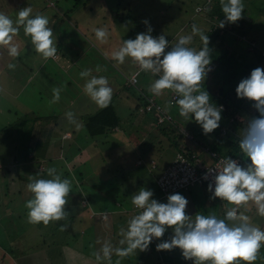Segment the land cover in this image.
<instances>
[{"label": "rangeland", "instance_id": "374dc122", "mask_svg": "<svg viewBox=\"0 0 264 264\" xmlns=\"http://www.w3.org/2000/svg\"><path fill=\"white\" fill-rule=\"evenodd\" d=\"M116 1L117 0H91L89 4L87 3V7L78 3L77 1L79 7L76 10L73 9L74 6H76L74 2L71 3L69 0H67L65 9L70 8L71 10H74L72 13L73 15H70L68 18L57 8L54 10V13L56 15L58 14V18L55 19L54 17V19H52V22L55 23L54 28L62 29L61 36L63 39L66 38L63 43L66 44L71 42V36L69 34L70 31H74L82 35L78 38L81 44L84 45V50H79L80 55L76 57V59H83L82 69H90L91 75L104 76L108 79L109 87L112 88V98L110 102H114L118 110L124 111L122 114V121L125 122L127 127L126 130L124 128L125 131L123 132L119 131V127L114 129V133L115 131L120 132L118 134L115 133L116 140H113L111 135L108 137V141H106L104 144L98 143V145L95 147L91 146L90 144H85V148H82V151L77 153V146L82 142L81 138L84 134V130L82 127H80L78 130L75 127V145L70 142L71 148L65 147V149L62 150V155L58 156V153H56L62 140L63 130L74 126L69 123L65 114L69 111L74 113L75 119L78 120L82 125L83 112L96 111L99 108V106L93 102L91 98L87 100L82 94L83 86L86 80L80 77V72H78L80 69L78 65H76V59L75 65L77 68L74 67V69L79 76L78 78H74V74H72L70 71H68L66 74H61V82L60 80L56 81L54 74H52L54 81H49V84L46 85V80H42L41 77L39 80L36 78V83L32 85L34 91L29 90L27 87V90L19 93V82H16L15 80H17V76L23 77L24 68L22 63H25L23 58L31 53V49L33 47L31 45H27L26 43L20 44V42L23 41L20 40L16 41L18 44H20V58L18 56L17 59H19V61L22 63L11 61L8 64H15V68L2 72L3 74H9L14 77L15 80H7L5 81V84L6 86L10 87L11 91H13V96H17L13 99V97L9 94L3 92L1 94L0 92V126L11 123L18 117L24 118L23 115L25 114L31 116L29 117L30 119H28L30 123V120L34 119V113L37 112L43 117L42 119L39 118L40 120L38 121L37 125L39 130L44 135V137L42 136L41 138V142L39 143L40 146L38 148L41 150V147H43V144L41 143L45 142L46 139H49L54 144L50 151L52 152V150H55V153L57 154H55L56 157L50 161L49 164L45 160H42L40 164L37 165L35 160L32 162L33 168L24 170L23 168L25 167V161L18 153H15V157L13 158L12 151H19L25 148L28 149L29 146L27 145L29 144L26 142L27 140H25L27 137L24 135H16V137H13L11 136L13 131L10 129L0 130V244L5 246V244L8 242H10V244L17 242L18 244H12L13 247H16L17 251L20 249L26 251L25 254L32 256L34 259H38L41 264L61 263L50 262L46 255L37 251V245L42 243V240L44 239L43 236L45 239L53 241V243L59 246L63 244L61 246V248H63L67 244L77 243L73 240L76 236L80 243H85L89 239L88 237L90 235H94L97 239H93V242L92 240L87 241L86 243L89 245L92 242L90 247H94L96 245L94 248L95 253L102 247L103 242L106 240L110 241L114 247L120 246L119 242H117L113 236V228L121 226L122 224L118 223L120 220L123 219L128 221L133 216V214L138 213L139 210L133 206V210L127 209L126 211L125 208H127V203H125L124 208H121V210H112L114 207L113 200L120 196V193L117 192L118 186L120 187L122 185L121 189L126 192L125 195H127V192L129 195H132V191L137 193L141 188L151 190L153 192L152 199L157 201L162 200L159 201L161 203L167 202L168 196L160 197L155 184V178L160 172V161L158 162L159 165L157 164L156 169L152 170V174L143 170V175H136V170L134 167L139 170L141 167L145 166L137 165V162L135 163L137 158L135 152H127V148H129L127 147V140L132 138L133 141H138L137 145H142L144 140L141 139L143 136H141L139 133L145 131V133L147 135L149 134L152 138L149 139V141H146L147 145H152L146 154L150 155V157H153L157 154L158 157H161L160 160L162 163L165 164L171 161L172 156L175 155V151L174 148H172L170 141L167 140V138H164L162 134H158L157 132L153 133L154 131H150L149 127H146L142 121L138 119L136 113L134 114L130 111L133 110L135 102L142 101L144 103L148 99L153 98L166 105L173 92L171 90H165L162 95L154 96L149 92L148 89L150 84L158 78L157 76H154L150 72L139 71L138 66L131 60V58H126L123 64L118 63L112 58V53L119 48L122 40H127V26H124L123 24V22H127V20H121L120 17L116 19L115 16L112 15L111 11L115 7V9L119 10L120 13L127 14L128 9L130 12H132V14H134L135 22L141 23L145 25V27L151 26V35L153 37H159L158 35L160 31L162 32V27L164 28L167 35H177L178 33V35H180V33L183 35H191L193 25H188V20L190 18L193 21H196V24L194 25H196L205 35H208V31L210 27L214 25L213 22L215 21L210 19L209 16H200L199 13H196V10L200 11L198 8L199 6L196 4L198 0H122L119 8H117L116 4H114ZM256 1L257 3L260 2V0ZM247 3L248 0H243V4ZM48 4H50V2ZM53 4L54 1L52 0L51 7H55ZM122 6L125 10H121ZM195 7L196 9H194ZM248 15L249 22L254 27L252 28L253 33L260 38V43L257 44V47L264 51V14L263 12H259L257 9L249 6ZM145 20L148 21L147 25L143 23ZM75 21L78 22L77 29L74 27ZM182 22L186 23L184 24L183 28H179V24ZM97 28L107 29V42L102 43L96 38L94 31ZM241 38V36L238 37L239 40ZM211 40L213 41V39ZM29 42H31V40ZM75 42L76 39L74 38V41L68 45L75 47L77 46L74 44ZM175 43L176 41H172L171 45L169 46H172ZM209 43L214 46L216 44L215 42ZM201 45L202 42L197 35L193 37L192 44L189 46L199 50ZM165 51L167 52L166 49ZM1 59H3V57H1ZM33 66L39 67V70L41 67H44V65ZM98 66L101 69L99 72L96 71ZM259 67L264 68V64L259 65ZM50 68L53 71V67ZM134 71H139L140 75H138L136 85L133 87H128L125 80ZM210 72L211 71L207 73L204 81L201 83H205V91L209 93L210 99H212L211 102L219 107L222 106V104L218 102L221 98L222 92L219 90V85L210 77ZM37 75H39V72L35 73V76ZM37 83H40L41 85H38ZM53 87L61 88L60 99L56 103H51L53 99ZM75 96L76 98H74ZM19 100L26 107L20 108ZM73 101L75 102V105L72 106L71 103ZM233 106L234 107H231V110L234 112L230 113L231 115L229 116V118H233V120H231L232 122L229 124L228 129H230L233 134L239 137L243 131V126L247 119L257 116L258 113L254 109L253 104L247 101H243L239 107H236L235 105ZM168 110L173 115V118L177 119L182 131L185 132V138H183V140H185L184 146L187 145L190 148H195L197 153L196 155L202 161H204V163H210V160L208 159L205 152V148L207 147H202V145H200L197 140L196 143L191 142L193 140V138L190 136L192 127L203 131L200 125L195 122L194 117L190 120L181 117L179 115V108L176 102L175 105L170 107ZM47 115L50 117L44 118ZM51 116L57 118L56 122L61 128H58L55 131L46 130L47 125L50 126V124H45V121L49 122L50 120L48 119H50ZM128 118L131 119L135 125L132 127L128 126ZM147 120L149 121L150 119L146 118L145 121ZM35 123L33 128L36 127ZM31 125L32 122L30 127ZM30 127L28 129V134L32 136L35 128L32 130ZM5 131L7 133H5ZM16 132H19V130ZM6 134H10L8 135V137H10L5 142L4 138ZM204 136L206 137V144L203 143L205 145L214 143L217 137L215 130L209 134L204 133ZM64 137H66V135H64ZM187 138L191 140L189 141ZM115 144L120 146V150L109 152V150L112 148V145ZM128 144L131 147V143ZM33 154L34 151L32 149L29 150L28 156H32ZM120 162L122 166L118 167L117 164ZM134 163L135 166L133 165ZM242 163L243 166L246 164L244 162ZM146 164L149 165V163ZM53 167H55L57 174L61 175L62 178H67L72 181L71 192L66 197L68 202L65 205V210L68 214L65 219L67 221L65 220V222H63L64 219L60 221H51L49 222L48 227L40 225L41 229L36 226L35 228L30 227L26 229L27 226H31V224L28 222V209L25 207L26 202L32 198V194L27 190L29 176H32L33 173L36 172V174L33 175L36 178L48 179L50 177L47 175V170ZM118 168H120V171L130 170L132 173L129 174L127 171L126 173H122V175H117L121 174L116 172ZM145 169L147 168L145 167ZM78 170L82 173L80 178L77 176V172H79ZM65 173L67 174L64 175ZM79 190L82 191V200L80 199L81 204L78 203V198H76V195L78 194L77 191ZM190 192L192 198H194L192 201L188 199V194L178 192L188 200L186 213L189 216H195L197 214L194 213L192 209L198 208L201 205H210L215 200L211 199L212 193L208 192V185L206 183L193 185L190 188ZM86 193L88 195L90 194L94 199H103L101 200L103 202L102 209H107L108 211L106 210V212L101 213L97 210L100 208L96 209L94 206L92 208V206L89 204ZM80 205L83 206L82 210H76L75 207ZM85 206L89 207V209H87ZM241 210L244 211L245 209L242 208ZM198 213L201 212L199 211ZM119 214L121 215L120 218H118ZM203 214H212V212L203 211ZM245 214L250 217L253 224L264 229V217H260L257 214L254 205H248ZM72 216L75 217L73 223L69 221L72 220ZM73 226H76L77 228L75 229ZM56 227L59 228V230H56ZM62 227L63 229L66 228V231H61ZM77 230L82 231L79 233ZM169 231L170 228L166 232ZM171 231L168 234L165 233L164 236L161 237L162 241L171 237L173 234ZM120 239H122V237ZM97 241L99 244H96ZM30 245L32 248L35 246L36 248L32 249ZM58 249L60 248H55V250ZM154 251L157 253L163 252L166 260L171 257L173 258L172 260L183 258L182 252L179 248L173 249L171 251ZM139 252L140 251L137 250L130 255L137 256L139 255ZM143 253L144 255L148 254V259L145 260V262L143 261V264H155L153 249L148 248L147 250L143 251ZM116 257L114 260L112 259L111 264H116L118 259L120 260V264H127V262H125L122 258ZM138 261L136 264H139ZM191 263H193V261ZM99 264H108V262L101 261ZM161 264L165 263L162 262Z\"/></svg>", "mask_w": 264, "mask_h": 264}, {"label": "clouds", "instance_id": "9594fccd", "mask_svg": "<svg viewBox=\"0 0 264 264\" xmlns=\"http://www.w3.org/2000/svg\"><path fill=\"white\" fill-rule=\"evenodd\" d=\"M220 5L225 20L219 22V28L242 17L243 0H220ZM143 23L147 25L148 21ZM48 25V18L41 14L32 16L30 7L19 10L15 21L0 12V47H6L10 57H18L20 51L14 37L22 26L35 51L45 59L54 58L57 47L53 29ZM151 33L152 28L148 27L146 33L137 34L135 39L122 40L112 58L120 64L131 58L139 71L157 76L150 84L149 92L160 96L165 90H171L177 97L179 115L188 120L194 117L205 134L212 133L219 127L223 108L210 102L209 93L201 88V82L211 70L209 36L193 25L191 35H181L174 45L169 46L165 35L153 37ZM197 35L203 44L199 50L189 46ZM95 36L100 42H107L108 31L97 28ZM166 48L170 50L166 52ZM8 68L14 69L15 64H8ZM96 71H101L99 66ZM139 71L128 77L138 78ZM80 77L86 80L83 86L85 94L99 107L106 108L112 98L108 79L91 75L90 69L82 71ZM52 91L51 103H56L60 99L61 88L53 87ZM236 95L253 102L258 113L247 119L239 136L240 153L249 163L241 166L237 160L224 157L214 167L208 168L203 177L205 180L211 177L208 184L211 199L225 202L224 218L214 213L189 216L186 214L188 200L181 194L169 195L167 203H161L152 199L151 190L141 188L131 197V203L139 211L127 221L126 228L120 229V246L114 247L110 241H104L94 253L98 264L101 261L111 264L113 255L124 258L137 250H147L152 241L163 237L169 228L173 234L156 245L157 251L179 248L183 258L193 261V264H253L257 260V254L264 245V229L253 224L245 212L251 204L257 214L264 217V68L257 67L249 77L242 79ZM65 115L77 130L82 127L74 113L69 111ZM47 175L50 178L29 176L27 190L32 198L25 204L29 223L47 225L51 221L65 219L68 214L65 205L72 181L62 178L55 168H49ZM116 264H120L119 259Z\"/></svg>", "mask_w": 264, "mask_h": 264}, {"label": "trees", "instance_id": "16d2710c", "mask_svg": "<svg viewBox=\"0 0 264 264\" xmlns=\"http://www.w3.org/2000/svg\"><path fill=\"white\" fill-rule=\"evenodd\" d=\"M49 1H52V0H49ZM69 1L71 3L74 2V4L76 6H74L73 9H76V10L79 7L78 3L83 4L84 6L87 7V3L89 4V2H91V0H87L88 2L85 0H69ZM77 1H78V3H77ZM57 2L58 3H55L56 4L55 6H57V8L60 11H62V13L66 17L69 18L70 15H73L72 13L74 12V10H71L70 8L65 9V4H66L67 0H60V1L58 0ZM121 2H122V0H117L114 4H116L117 8H119V5L121 4ZM196 4H197V6L202 7V10H200L199 12L196 11V13H199L200 16H209L210 19H213L215 21V22H213L214 25H212L208 31L209 42H212V43L215 42L216 43L215 46L211 45L210 43L208 45V47L210 49L211 59H212V62L209 65V68L211 69L210 70L211 71L210 77L213 80H215V82L219 85V90H221V92H222L221 98L218 102L220 104H222L223 111L221 113L222 118H221V121L219 122V127L215 130L217 137H216V140L214 143L209 144V145H205L206 144L205 143L206 142V140H205L206 135L204 136L203 131L198 130L194 127L191 128L192 132L190 133L191 134L190 136H191V138H193V140L191 142L196 143V140H197L198 143L200 145H202V147L209 148L210 151L216 153L219 156L239 158L242 160V162L249 163V161H247L246 158H244L240 153L239 137H237L235 134H233V132L230 129H228V126H229V124H231V122H232L231 120H233V118H229V116L231 115L230 113L234 112L231 110V107H234L233 105H235L236 107H239V105L243 101H247V102L253 104V102H251L247 99L238 98L236 95V88H237L238 84L241 82V79L249 77L250 73L253 69L257 68V66L259 67V65H261V64H264V51H262L259 47H257V44L260 43V38L256 34L253 33L252 28H254V27L249 22V15H248L249 6L257 9L259 12L260 11L263 12V14H264V0H260L259 3H257L256 0H248V3L244 4V10L242 13V17L238 21H236L235 23H225V26L223 28L218 27L219 22L225 20V17L222 13V10H221L220 0H198ZM196 7L194 9H196ZM121 8H122L121 10L124 9L123 6ZM127 12H128L127 14L120 13L119 10L115 9V7L111 11L112 15L115 16L116 19H118V17H120L121 20H124V21L127 20V22L122 21L124 26H127V40L128 39H135L136 35L139 33H146L148 27H151V26L145 27V25L138 23V22H135L134 21V14H132V12H130L128 9H127ZM192 13H193V10H192ZM213 17L214 18L216 17V18L214 19ZM261 21H262V19H261ZM76 22L77 21L74 22V24H75L74 27L77 26ZM185 23L186 22L180 23L179 28H183ZM194 24H196V21H193L190 18L188 20V25L192 26ZM160 25H164V24H160ZM69 34L71 36V40H74V38L76 39V42L74 44H76L77 46L80 47V40L78 37H81L82 35L74 32V31H72V32L70 31ZM178 34L177 35H174V34L167 35L165 33L164 28L162 27V32L160 31L158 36L165 35L166 39L169 41V45H171L172 41L177 42L178 37L183 35L182 33H180V35H178ZM240 36L242 38L239 40L238 37H240ZM211 39H213V41ZM202 46H203V44L201 45V47ZM83 50H84V47H83ZM166 50L168 51V50H170V48H166ZM58 51L60 54L59 60H57L55 62L53 60H49L46 63L49 65L52 63L53 68L58 66L59 64L61 66V64H67L68 63V65L64 66V70H68V71L75 70L74 67L77 68V66L73 63V58L71 55H74L76 57H77V55L69 53L68 50L66 49V47H64L62 45L59 46ZM79 55L80 54H78V56ZM69 64L72 66H70ZM60 69H61V67H60ZM82 71H84V69L78 70V72H80V73ZM70 72H72V71H70ZM50 76H52V74H50ZM74 77L78 78L79 76L74 74ZM83 79L85 80V78H83ZM59 80H60V77H59ZM125 82H126V80H125ZM126 85L128 87H133V86L128 85L127 82H126ZM205 87H206L205 83H201V88L206 90ZM82 94L87 100L90 98L87 94H85L84 91L82 92ZM74 98H76V96ZM139 100H141V99H139ZM211 101H212V99H210V102ZM147 102H148V100L145 101L144 103H147ZM144 103L142 101L135 102L133 110L130 112H132L134 114L136 113L139 120L140 119L144 120L143 121L144 125L146 127H149L150 130L154 129L155 131L162 134L164 136V138H167V140H169L170 143L172 144V148H174L175 154L177 152H182L188 159H190L191 155L197 154L195 151L196 150L195 148H190L187 145L184 146L185 140H183V138H185V132H183L182 129L180 128V125L178 124L177 119H174L173 121L166 120V122L164 121L162 123H158V122H156L157 113L155 112V109L145 110L144 109ZM219 103H217V104H219ZM71 104L73 106V105H75V102L73 101ZM123 113H124V111L118 110V108L114 104V102H110L106 108L99 107L96 111H85V112H83V114H82V129L84 130V134L82 135V138H81L82 142L79 143L77 146V150H76L77 153H80L82 151V148H85V146H84L85 144H90L93 147L98 145V143L104 144L106 141H108V137L111 135L113 137V140H116L115 133L118 134L119 132L115 131V133H114V129L119 127L120 132L124 131V128H125V130L127 129L125 122L122 121L123 120L122 119ZM34 114H35L34 119L30 120L32 122L31 127H30L31 122L29 123V121H28V119H30L29 117H31V116L28 114L23 115L24 118L18 117L17 119H15V121L8 123L6 125L0 126V130H3V129L9 130L10 129L11 131H13L11 134V136H13V137H16V135H22V136L24 135L27 137L25 140H27L26 142L29 144V145H27V146H29L28 149L25 148V149L19 150V151H12L13 158L15 157V153H18L21 156V158L25 161V163H24L25 167L23 168L24 170H29V169L33 168L32 162L35 160H36L35 163H37V165H39L42 160H45L49 164L50 161H52L56 157V155H57L56 153H58V156H59V155H62V150L65 149V147L71 148L70 142H72V144L75 145L76 130H75V127L74 128L71 127L70 129H72V128L74 129V130H72V132H73L72 137L70 139H68L66 142L61 141L59 148H58V151L56 153H55V150H52V152L50 151L52 149V147L54 146V144L49 139H46L47 141L45 140V142L41 143V144H43L42 145L43 147H41V150H40L38 148L40 146L39 143L41 142V138H42V136L44 137V135L39 130V127L37 124H38V121L40 119H42L43 117H42V115L38 114L37 112ZM49 117L50 116L47 115L44 118H49ZM55 118L56 117L51 116V118L48 120L53 122L55 120ZM146 118H149L150 120L145 121ZM34 123L36 124V127H34L35 130L33 132V135L31 136L28 134V129L30 127L33 130L34 129L33 128ZM127 124L130 127L135 125V124H133V122L129 118L127 119ZM17 130H19V132H16ZM5 133H7V132L5 131ZM143 134H146L145 131H143ZM8 135H10V134H6L5 138L4 137H1V138H4V141L6 142L10 137V136L8 137ZM68 142H69V144H68ZM203 143H205V144H203ZM117 145L118 144L112 145V148H111V150H109V152L120 150V146L119 145L117 146ZM34 147H35V149H34ZM127 147H129V148H127V152H129V150H131V147L130 146H127ZM36 148H38V149H36ZM31 149L34 151V154L32 156H28L29 150H31ZM132 151L137 153L135 151V149ZM60 158H62V157H60ZM141 162L142 161L139 160L137 162V165H140V166L144 165V164H141ZM117 166L121 167L122 166L121 162L119 164H117ZM53 168H55V167H53ZM134 168L136 170L135 173L138 176L141 174L143 175V172H142L143 170L148 171L147 169H145V167H141V169H139V170L136 167H134ZM119 169L120 168H118L116 170V172H119L121 174H117V175H122V173H126L127 171L129 172V174L132 173L130 170L120 171ZM66 171L69 172L68 170H66ZM148 172H150L152 174V171H148ZM34 174H36V172H34L33 175ZM66 174L67 173H65L64 175H66ZM80 175H82V173L80 171L77 172V176L79 178L81 177ZM21 176H24V175H21ZM121 186L120 187L118 186L117 192L120 193V196L117 199L113 200V206L114 207L112 210L113 211H117L119 209L121 210V208H124L125 203H127V208H125L126 211H127V209L133 210L134 205L131 203V197L135 193H132V195L131 194L129 195L127 192V195H125L126 192H124L121 189ZM201 186H204V185H201ZM142 187H143V184H142ZM188 190H190V188ZM158 192H159V196L162 197V194L160 193L159 190H158ZM178 192H186V191L181 190V191H177L173 194H176ZM77 193L78 194L76 195V198H78V203L81 204L82 191L79 190V191H77ZM87 198H88L89 204H90V206H92V208L94 206L96 209L100 208L97 210L100 211L101 213L106 212L107 209H102L103 202L101 200H103V199H101V200L94 199V198H92V196L90 194L89 195L87 194ZM193 200H194V198H193ZM159 201H162V200H158V202ZM215 201H218V203H220L219 204L220 209L219 208L217 209V211H218L217 216L219 218H224L225 202L219 200L218 198L215 199ZM165 203H167V202H165ZM207 206H209V205H207ZM205 207L206 206L201 205L200 207L195 208V209L197 210V212L200 211L202 213L204 211ZM82 208H83V206H81V205L75 207V209L78 211L82 210ZM86 208L89 209V207H86ZM221 209L222 210L224 209V212L221 211ZM136 211H137V209H136ZM115 214H117V213H115ZM136 214L137 213H134L133 216ZM120 217H121V215L119 214L118 218H120ZM74 219H75V217L72 216V220H69V221L71 223H73ZM65 220L66 219H64L63 222H65ZM126 222H127L126 220L122 219L118 222V223H121L122 225L118 226L117 228H113V236L117 240V242H119V240L121 238V236L119 234L120 229L122 227L126 228V226H127ZM30 224H31V226H27L26 229H28L30 227L35 228V226L39 227L41 229L40 225H44L43 223H39V224L30 223ZM45 226L48 227V224L44 225V227ZM55 229L59 230V228H57V227ZM171 230L172 229H170V231ZM61 231H66V228L61 230ZM77 231H79V230H77ZM170 231L165 232V233L168 234V233H170ZM90 236L88 237L89 239L87 241H90ZM79 237H80V235H79ZM43 238L44 239L42 240V243L37 245V251L43 253L44 247H45V249L47 248V250H50V254L52 255V253L55 251V248H59V246L57 244L53 243V241H49V240L45 239L44 236H43ZM62 239H63V237H62ZM73 240L75 242H78L77 236ZM161 241H162V238H160L159 240L154 239L152 241V243L149 245V248L153 249L155 264H161L162 262H164L165 264H193V263H191L192 262L191 260L188 261V260H185L184 258H178L176 260H172L173 258L171 257V258H168V260H166L165 259L166 257L164 256L163 252H161L162 253V257H161V253H159V252L157 253L154 251V250H156V245L158 243H160ZM86 245L87 244L84 243L80 247V250L81 251L83 250V252H85V250H88L87 253H89L91 249H89L88 245L87 246ZM30 247L32 248L31 245H30ZM34 248H36V246ZM34 248H32V249H34ZM69 248H71V247H69ZM56 251L59 252V253H57V255L59 257H62V255H63V253L61 251L65 252L62 249H58ZM71 252H73V251H71ZM71 252H69V253H71ZM147 255H144L143 252H139V255H137V256L129 255V256L124 257L122 259L125 262H127V264H136V262L139 259V261H138L139 264H141V263L143 264V261L145 262V260L148 259ZM257 255H258L257 259H262V263H260V264H264V248H263V245H262V247L259 250ZM113 257H114V255H113ZM68 258H69V261L71 262V264H74L73 261H75V260H73L70 257H68ZM61 260H63V259L58 258V261L62 262ZM253 264H255V261L253 262Z\"/></svg>", "mask_w": 264, "mask_h": 264}, {"label": "crops", "instance_id": "0c3cea01", "mask_svg": "<svg viewBox=\"0 0 264 264\" xmlns=\"http://www.w3.org/2000/svg\"><path fill=\"white\" fill-rule=\"evenodd\" d=\"M53 1H54L53 5L55 6L56 5L55 3H58L57 2L58 0H53ZM49 2H50V4H48ZM51 5H52V1H49V0H0V12L5 13L14 21L17 18V12L19 10L25 8V7H30L32 9V16H35L37 14H41V15H44L45 17H47L49 20L48 26L53 29V40L56 42V47H57V54H56L57 56H55L54 58H48L47 60H44L45 58H43L40 54H38L35 51V48L32 45V43L29 42L31 40V38L28 36H25L24 31H23V27L21 26L19 33L14 37V43L18 44L16 41H20V40L22 41L23 40L24 42L22 41V42H20V44L26 43L27 45H31L33 47L31 49V53L28 54L25 58H23L25 63L20 62L19 59H17V57L16 58L10 57L8 55L6 47H0V92H1V94H2V92L7 93L10 96H12L13 99H14V97L17 96V95L13 96V94H14L13 91H11L10 87L6 86V84H5V81H7V80H15L14 77L12 75L2 73L4 71L9 70V68H8L9 62L15 61L18 63H22V66L24 68L23 69V77L17 76V78H16L17 80H15L16 82H19L18 92L20 93L22 91L24 92L25 90H27V87L29 88V90H33L32 85L36 83V78L39 80L41 77L42 80H46V83H45V85H46L49 83V81H54L53 76H50V74L54 73V75H55L54 78L57 81V80H59L58 77H60L62 73L66 74L68 72V70H64V66L68 65V63L67 64H61V66L59 64L58 66L53 68V71L50 68V67H53L52 63L50 65L46 63L49 60H53L54 62L59 60L60 54H59L58 48L60 45L66 47V49L68 50L69 53L76 54L77 56H78V54H80L79 50H83L84 45L81 44V42H80V47L79 46L73 47L70 45L68 46V44H70L74 40H71L70 43H66V44L63 43L64 40H66V38L63 39L61 36L62 29L54 28L55 23L52 22V19H54V17H55V19L58 18V14L56 15L54 13V10L57 9V6L51 7ZM76 23H78V22H76ZM75 28L77 29V26ZM20 44H18L19 49H20ZM71 56L73 58V63L75 64V61L77 60L76 65H78L79 69L82 70L83 59L82 60L76 59V56H74V55H71ZM1 57H3V59H1ZM19 58H20V56H19ZM33 65H44V67H41L39 70L38 69L39 67H34ZM70 66H72V65H70ZM60 67H61V69H60ZM70 71H72L73 74L77 75L75 70H70ZM37 72H39L40 76L39 75L35 76V73H37ZM37 84L39 85L40 83H37ZM55 84L57 85L56 82H55ZM19 106H20V108L26 107L25 105H23L20 102V100H19ZM56 120H57V118H55V120L53 122H51V121L46 122L45 121V124L46 123L50 124V126L47 125L46 130H49V131L54 130L55 131L56 129L61 128L58 125V123L56 122ZM140 121L143 122L144 120L140 119ZM143 124H144V122H143ZM71 127L74 128L75 126H71ZM71 127H68V128L63 130V132H62L63 135H62V140H61L62 142H66L68 139H70L72 137L71 132L74 129L73 128L70 129ZM150 131H152V132L154 131L153 133L157 132L155 130H150ZM121 132H123V131H121ZM157 133L160 134L159 132H157ZM139 134L141 136H143L141 139L144 140L143 141L144 143L142 145H137L138 141H133L132 138L128 139L127 140V146H129L128 143H131V150H129V152H131L132 150L135 149V151L137 152L136 155L138 154L135 163L138 162L139 160H141L142 161L141 164H144L148 171H152V170L156 169L157 164L160 161L161 165L158 164L159 169H160V172H159V175H160L162 173V171L166 168V166H168L170 164V162L172 161L174 156H172L171 161L167 164L162 163V161L160 160L161 157L160 156L158 157L157 154L154 155L153 157H150V155H147L146 153H148V151L150 150V147H152V145H147L146 141H149V139H152V138L149 134L148 135L143 134V131H142V133H139ZM64 135H66V137H64ZM151 160H154V162H155L154 168H151V166H150ZM135 163H134V165H135ZM146 163H149V165H147ZM157 177L155 178V182H156ZM132 193H135V192L132 191ZM183 193L188 194V199L190 201L193 200L190 190L183 192ZM219 204L220 203H218V201L214 200V202L212 204L205 207L204 212L211 211L212 213L217 215V212H218L217 209L219 208ZM192 211H194V213H198L195 208L192 209ZM221 211L224 212V209L223 210L221 209ZM73 227L75 229L77 228L76 226H73ZM81 231L82 230H79L77 232H81ZM93 232H94V229H93ZM93 239H97V238H96V236L91 235L90 240H92V242H93ZM92 242L88 245L89 249H91V247H92V246L90 247ZM12 244H18V243L15 242ZM12 244H10V242L5 244V246L0 244V264H41L38 259H34L32 256L25 254L26 251L21 250V249L19 251H17L16 247H13ZM83 244H84V242L80 243L78 241L77 243L67 244L63 248H61V246L63 244L61 246L58 245L60 249H62L66 252L65 253V252L61 251L63 253L62 257H59L57 255V253H59V252L56 250L51 255L50 250H47V248L45 249V247H44L43 254L46 255L47 258H49L50 262L58 263V262H60V261H58V258L63 259L64 261L61 260L62 262L60 264H71L68 257L75 260V261H73L74 264H97V261H96L95 255H94V253H95L94 248L96 245L94 247H92V250H90L89 253H87L88 250H85V252H83V250L82 251L80 250V247ZM96 244H99V242L97 241ZM69 247H71V248H69ZM71 251H73V252H71ZM69 252H71L72 254ZM84 255H87L89 257L84 256ZM257 257H258V255H257ZM112 259L114 260L115 257L112 256ZM258 263L259 264L262 263V259H257L255 261V264H258ZM46 264H49V263H46Z\"/></svg>", "mask_w": 264, "mask_h": 264}, {"label": "built area", "instance_id": "2783aa9c", "mask_svg": "<svg viewBox=\"0 0 264 264\" xmlns=\"http://www.w3.org/2000/svg\"><path fill=\"white\" fill-rule=\"evenodd\" d=\"M198 8L199 10H202V7L199 6ZM131 77L132 75L127 78V83L130 85H135L137 82V76L135 79H132ZM176 99L177 97L174 93L171 94L166 105L154 98L148 99L144 109H155V112L157 113L156 122L158 123H162L164 121L166 122V120L173 121V115L168 109L175 105ZM205 149L207 157L210 160V163L208 164H205L196 154L191 155L190 159H188L182 152H177L175 154L171 163L166 166L162 173L157 177L155 182L162 196L166 197L177 191L187 190L195 184L206 183L208 185L211 182V177H209L208 180H205L203 178L204 175L206 174L208 168L214 167L215 163L224 157L210 151L209 148ZM232 159L237 160L241 166H243L241 159ZM150 166L151 168L155 167L154 160L150 161Z\"/></svg>", "mask_w": 264, "mask_h": 264}]
</instances>
